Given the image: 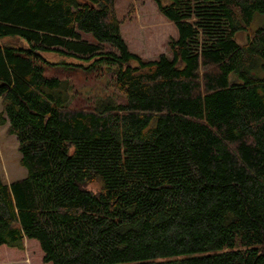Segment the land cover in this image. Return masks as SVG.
<instances>
[{"label": "trees", "instance_id": "1", "mask_svg": "<svg viewBox=\"0 0 264 264\" xmlns=\"http://www.w3.org/2000/svg\"><path fill=\"white\" fill-rule=\"evenodd\" d=\"M116 1L0 0V124L27 169L0 174V264H264V0H154L178 37L150 60ZM105 64L126 101L73 107L45 74Z\"/></svg>", "mask_w": 264, "mask_h": 264}, {"label": "rangeland", "instance_id": "2", "mask_svg": "<svg viewBox=\"0 0 264 264\" xmlns=\"http://www.w3.org/2000/svg\"><path fill=\"white\" fill-rule=\"evenodd\" d=\"M117 16L121 21V32L131 51L137 53L142 59H157L162 53L171 56L170 42L178 37L175 24L165 17L159 10L154 0H117ZM264 23V16L256 18L250 25L252 33ZM88 38L95 42L92 35ZM249 32H241L237 39L241 43L248 40ZM6 43L25 45L18 37L4 38ZM107 50H111L108 46ZM45 58L52 62H79L74 58H66L57 52L44 53ZM103 67V66H102ZM116 66L105 64V68L87 73L79 68L63 65H47L45 74L57 76L68 81L70 92V104L73 107L93 108L98 99L113 98L117 102L126 101L124 94L113 82ZM256 75L264 77V69L255 70ZM3 111L0 99V113ZM9 123L0 124V174L10 183L27 176V169L21 164V152L19 151L16 135L9 132ZM90 187L96 189L97 185ZM27 252V247H26ZM31 264L27 252L26 260L11 264Z\"/></svg>", "mask_w": 264, "mask_h": 264}]
</instances>
